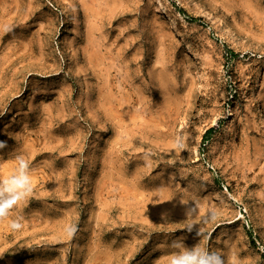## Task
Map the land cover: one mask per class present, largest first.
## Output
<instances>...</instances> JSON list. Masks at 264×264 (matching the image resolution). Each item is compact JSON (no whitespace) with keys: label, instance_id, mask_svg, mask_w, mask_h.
<instances>
[{"label":"rangeland","instance_id":"rangeland-1","mask_svg":"<svg viewBox=\"0 0 264 264\" xmlns=\"http://www.w3.org/2000/svg\"><path fill=\"white\" fill-rule=\"evenodd\" d=\"M0 142V264H264V0H0Z\"/></svg>","mask_w":264,"mask_h":264},{"label":"clouds","instance_id":"clouds-1","mask_svg":"<svg viewBox=\"0 0 264 264\" xmlns=\"http://www.w3.org/2000/svg\"><path fill=\"white\" fill-rule=\"evenodd\" d=\"M5 146L4 142H0V148ZM14 159V173L6 179H0V222L7 221L12 230H19L23 227V218L13 217L12 213L32 193L33 186L29 160L23 154H17ZM191 212V208L186 209V216L190 217ZM216 219V214L212 211L205 222H215ZM193 227L191 224L186 225L188 231ZM66 231L69 236L73 235L75 226H68ZM197 235L202 236L203 231L198 230ZM171 247L175 251L171 254L169 264H225V258L220 251L211 250L199 243L189 247L182 239H177L172 241ZM228 264H235L234 257H229Z\"/></svg>","mask_w":264,"mask_h":264},{"label":"bare ground","instance_id":"bare-ground-1","mask_svg":"<svg viewBox=\"0 0 264 264\" xmlns=\"http://www.w3.org/2000/svg\"><path fill=\"white\" fill-rule=\"evenodd\" d=\"M229 26V28H231L233 31H234V34H236V36H241V37H243V38H246V39H248V40H250V42L253 44H261V39L259 40L258 39V37H255L254 35L252 36V35H249V34H247V33H245L242 29H240V28H238L237 26H235V25H228ZM153 80H155L154 78H152ZM156 81H158V79H159V82H160V84H162L161 83V81H160V78H157L156 77ZM162 79V78H161ZM159 82H158V84H159ZM164 82V81H163ZM154 84H155V82H154ZM159 84V85H160ZM158 85V86H159ZM162 86V85H161Z\"/></svg>","mask_w":264,"mask_h":264},{"label":"trees","instance_id":"trees-1","mask_svg":"<svg viewBox=\"0 0 264 264\" xmlns=\"http://www.w3.org/2000/svg\"><path fill=\"white\" fill-rule=\"evenodd\" d=\"M211 131H212V130H209V131L207 132V135L210 134ZM249 237L251 238V234H249Z\"/></svg>","mask_w":264,"mask_h":264}]
</instances>
